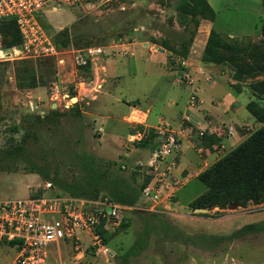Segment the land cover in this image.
<instances>
[{"label":"rangeland","instance_id":"obj_1","mask_svg":"<svg viewBox=\"0 0 264 264\" xmlns=\"http://www.w3.org/2000/svg\"><path fill=\"white\" fill-rule=\"evenodd\" d=\"M141 1L150 8L136 0H83L74 7L45 8L38 23L44 35L58 44L59 54L0 61V199L68 194L89 199L108 197L127 208L122 220H128L129 227L107 235L111 253L94 252L88 247L89 237L83 234L78 258L65 240L49 245L47 264H264V230L239 233L244 227L264 222V201H247L234 208L229 204L189 207L206 191L198 175L264 126V63L254 60L264 54L261 2L219 0L223 4L216 7L219 12L212 28L235 46V64H208L201 62V57L210 21L195 17V26L192 16L176 10L177 0ZM134 26H152L150 30L157 31L159 42L149 39L173 49L169 68L177 69L182 61L188 73L193 64L204 66L209 81L222 84L243 107L246 117L219 123L218 134L198 139L196 153L183 141L178 150L181 163L188 155L196 166L179 168L181 184L173 191L165 190L157 210L151 212L141 209L146 173L134 163L146 159L152 146L132 142L130 135L140 129L125 122L124 112L129 103L137 101L142 109L153 108L150 119L156 122V117L163 115L168 90L182 108L191 89L170 87L163 71L154 70L155 64L146 57L132 60L114 50L106 55L103 47L113 41L128 42ZM1 28L0 24L2 47ZM93 48H101L103 53L89 62L88 74L79 69L75 57L85 56L87 49ZM111 65L128 73L118 84L115 79L107 84L100 79L103 66L112 75ZM77 82L85 84L77 87ZM52 83H57L62 97L67 93L68 98H53ZM72 100L74 103H68ZM127 119L134 117L130 114ZM163 119L172 122L165 116ZM192 121L182 119L180 126L191 127L192 131L187 128V138L196 142ZM227 126L234 128L231 137L222 134ZM121 165L127 168L122 170ZM46 183L51 184L49 190ZM145 228L150 229L147 236ZM138 239L141 244L128 253Z\"/></svg>","mask_w":264,"mask_h":264},{"label":"built area","instance_id":"obj_2","mask_svg":"<svg viewBox=\"0 0 264 264\" xmlns=\"http://www.w3.org/2000/svg\"><path fill=\"white\" fill-rule=\"evenodd\" d=\"M81 1L83 0H0V22L13 20L20 36L18 45L0 48V61L57 56V47L44 35L38 21L45 8L57 10L62 5L74 7ZM102 53L101 48L87 49L85 56L75 57V62L82 67ZM178 67L182 70L180 81L191 87L187 110L192 112L199 104L196 81L186 71L184 61ZM206 80L209 81L210 78L207 77ZM50 90L53 98L62 97L57 83H52ZM64 97L68 98V94L62 98ZM201 122V125L193 124L197 139L218 134L219 130L213 120L203 117ZM189 130L193 129L189 127ZM233 130V127L227 126L222 134L231 137ZM144 133L147 132L134 134L132 142L140 141ZM151 133L153 150L146 159L134 163L135 168L145 169L146 175L150 177L140 193V198L145 203L141 209L150 212L157 210L164 191L177 189L182 180L176 174L180 135L167 122H161L152 128ZM126 168V165H121L122 170ZM45 188L49 190L51 184L46 183ZM126 209L108 197L89 199L68 194H51L25 199H0V264H47L49 245H58L65 240L76 252L75 258H78L83 242L80 236L83 234L88 235V247L94 252L110 253L98 229L107 231L118 227Z\"/></svg>","mask_w":264,"mask_h":264},{"label":"trees","instance_id":"obj_3","mask_svg":"<svg viewBox=\"0 0 264 264\" xmlns=\"http://www.w3.org/2000/svg\"><path fill=\"white\" fill-rule=\"evenodd\" d=\"M260 2L263 10L260 32L264 34V0H260ZM175 8L181 13L192 16L195 26H198V21L195 20V17L210 22L214 21V11L206 0H177ZM0 24L2 25V47H0L5 49L18 45L20 43V36L15 22L13 20H7L0 22ZM54 45L58 48V44L54 43ZM160 46L174 53L173 49L167 45L161 44ZM235 53V46L228 43L212 28L209 31L201 62L208 64H220L222 62L235 64ZM254 60L257 63H264V54L255 56ZM79 69L85 73H90L89 63ZM245 72L248 73L249 69H246ZM151 132L152 131L144 133L143 138L136 142V144L141 146H152L153 135ZM149 179L150 177L146 175L141 189L147 184ZM197 179L205 185L206 191L189 204L190 208L223 207L231 203L244 206L247 201H252L255 204L263 202L264 126L255 131L230 153L200 173ZM110 200L113 201L112 199ZM128 227V220L124 219L117 228L126 229ZM263 230L264 222L244 227L239 233L242 234L247 231L254 232ZM109 231L110 230H102L100 233L104 243H106ZM149 231V228H145L143 232L144 235L147 236ZM139 240L140 239L136 241L128 253L137 249V246L141 244Z\"/></svg>","mask_w":264,"mask_h":264},{"label":"crops","instance_id":"obj_4","mask_svg":"<svg viewBox=\"0 0 264 264\" xmlns=\"http://www.w3.org/2000/svg\"><path fill=\"white\" fill-rule=\"evenodd\" d=\"M206 1L208 5L211 7V9L214 11V14L216 16V13L219 12L216 7L218 5H222L223 1H219V0H206ZM136 2L137 3L141 2L138 5H142L147 10L148 8H150L146 2H143L141 0L139 1L136 0ZM214 21H215V17H214ZM214 21L207 22V25L209 28L208 33L210 31V28H212V26L214 27ZM151 28L152 26L151 27L148 26L146 28L145 26L144 27L134 26L130 33L131 39L128 42L119 43V42L113 41L112 44L106 47H103L104 52L107 55V54H110L113 50L120 51L121 52L120 55L122 56L129 55L132 58V60H135V58L137 60H143L144 57H146L148 61H151L152 63L155 64L154 70L161 69L163 71L164 80L167 82V84L170 85V87L175 86L177 88L178 86L179 87L187 86L186 84L180 81L182 70L178 67V64H177V67H178L177 69L169 68V64L172 63V60L174 59V53L168 51L167 49H164L162 46H160L161 44H157L153 40L149 39V37H152L153 39H156V41L159 42V40H157V37L155 35L157 31L150 30ZM159 49H162L163 52H160ZM106 60L107 59H105V61ZM115 66L116 65L109 66L110 67L109 71L111 70L110 73H112V75H108L107 74L108 69L105 66H103V72L100 75V79L103 83L104 82L106 84L111 83L115 79L116 84H118V82H120V78L128 74L126 73L125 70H118ZM204 70H205L204 66L194 65V64L192 65V68L190 69V74L193 77L192 79L197 80V86H196L197 92H200V93L202 92L204 95V96H201V98H199V104L196 107V109L192 110V112L187 110L188 99L184 103V106L180 108L177 104L178 99L175 97V94L172 93L171 90H168L169 97L166 98L165 101H163V105H162L163 115L159 114L156 117V120H155L156 122H154V120L151 122V119H150L153 108L149 106L147 108L142 109L140 108L137 101L133 103H129L127 111L124 112V113H127L125 114L126 116L123 117L125 122L128 123L129 126H134V129L135 128L140 129L139 132L146 131L147 133L152 131V128L157 127L161 122H167L171 126H172L171 123H173L174 124V126H172L173 130L176 131V133H178L181 138V148H182V142L185 141L188 143L187 148L193 150L194 153H196V151L198 152L199 151L198 147L200 146V141H199L200 139L198 140L196 138L197 139L196 142L195 141L192 142L191 140H189L186 134L188 131L187 128L189 126H186L185 128L181 129L180 120L182 119L187 120L186 118H188L190 121L193 120L192 124L201 125L202 124L201 119L205 117L207 119L213 120L215 124L219 126V123L229 122L232 120L238 122L239 121L238 119L246 118L242 111L244 109L241 105L237 103L238 102L237 99L230 92H228V90H226L225 87L219 82L207 81L206 78H207V75L209 74L207 73L204 74L205 73V72L203 73ZM176 75H178L177 78H176ZM205 75L206 77H204ZM94 83L95 81L91 82V85H93ZM84 84L85 83L77 82L76 86L78 87ZM189 88L191 89V87ZM107 90L108 91L106 95L109 97L110 88L107 87ZM130 114L133 115L134 117L133 120L127 119V116ZM164 116L170 119L172 122L170 123L168 121H165V119H163ZM133 135L134 134L130 136H133ZM210 136H213V134ZM192 140H195V139H192ZM151 150L153 149L151 148ZM179 154L180 155H178V160H177L179 165L177 163L178 170H176V174L178 176H179V173H178L179 168L189 170L190 168L196 166V163L193 162L192 161L193 159L191 157H188V155L183 157V163H181V160H182L181 151ZM116 229L117 227H114L110 231H114ZM123 235L124 234L119 236L117 239L118 240L122 239ZM107 244L108 242L105 243V246L111 253V250L108 248Z\"/></svg>","mask_w":264,"mask_h":264},{"label":"water","instance_id":"obj_5","mask_svg":"<svg viewBox=\"0 0 264 264\" xmlns=\"http://www.w3.org/2000/svg\"><path fill=\"white\" fill-rule=\"evenodd\" d=\"M159 51L160 52H163L162 51V49H159ZM51 108H55V105H52V107ZM236 205L234 204V203H231V204H229V208H234ZM196 212H199V213H206L207 212V210H205V209H196L195 210Z\"/></svg>","mask_w":264,"mask_h":264},{"label":"bare ground","instance_id":"obj_6","mask_svg":"<svg viewBox=\"0 0 264 264\" xmlns=\"http://www.w3.org/2000/svg\"><path fill=\"white\" fill-rule=\"evenodd\" d=\"M68 103H74V101L72 100L71 102L69 101Z\"/></svg>","mask_w":264,"mask_h":264}]
</instances>
